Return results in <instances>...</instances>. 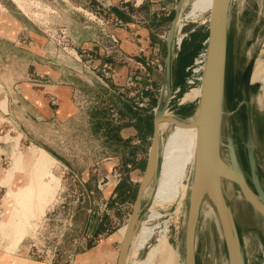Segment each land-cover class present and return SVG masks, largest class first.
Here are the masks:
<instances>
[{"label": "rangeland", "instance_id": "1", "mask_svg": "<svg viewBox=\"0 0 264 264\" xmlns=\"http://www.w3.org/2000/svg\"><path fill=\"white\" fill-rule=\"evenodd\" d=\"M191 1L185 0L179 18L182 26L180 30L175 31L174 42L179 37L182 38L178 49L176 45L174 48L172 73V81L175 83L173 91H178L173 93L168 104V113L170 115H175L176 112L182 114L181 118L186 120L184 123L191 122L190 119H193L194 114L192 116L184 115L193 112L198 104V98L187 99L185 97L189 92L186 84L188 75L186 67L192 63L196 54L203 47L206 40L204 36L207 35L209 15L208 12H205L193 20L182 19L183 15L189 10ZM101 2L97 0H69L70 4H67L63 0H0V12L18 19L27 30L28 27H32L39 39L44 38L51 42L55 49L67 48L70 52L68 56L73 59L74 51L80 54L78 52L80 43L93 42L95 35L99 36L97 41L101 45L109 46L106 45V39L101 37L100 27L106 25L112 17L108 15V12H104L106 7H103L100 4ZM263 8L264 0H230L229 3L224 71L225 102L222 104L229 115L226 116L221 110L222 115H220L221 118L218 123L221 144L217 150L221 161L225 160L223 165L229 166L231 169L227 138L228 123L234 143V151L244 174L248 177L243 148L245 106L242 102L244 98H241L239 106L233 101L237 94L240 76L246 70L247 80L254 84V88L251 89L249 95L250 108L248 110L252 114L255 156L258 174H260L264 190V88L256 78L253 80L257 69L260 74L264 73ZM168 18L166 22L155 25L154 36L156 39L159 32L169 30L173 14ZM77 21L83 24V26L81 25L82 28L80 27L81 29L77 28ZM24 35L27 36V31H24ZM61 53L64 52L61 51ZM56 54L60 53L57 52ZM63 55L66 56L67 54L64 53ZM104 56L107 60L113 58L114 61V57L106 54ZM161 57L163 60L164 47H162ZM70 61L72 62V60ZM86 61L85 65L81 64V66H84L81 68L85 70L83 71L85 74H89L90 70L97 75H99L98 73L103 75L99 71V66H95L93 62L88 64L89 57ZM109 64L107 61L106 65ZM14 70L16 69H9L7 71L8 75ZM104 72L106 78L104 80L109 81L111 70L105 69ZM154 72L155 75L150 73V76L160 91L162 80L159 75L161 73ZM71 73L77 74L73 69H71ZM114 92L130 104L121 93H118L117 90H114ZM159 94L160 92L157 93V98L153 102L154 106L157 104ZM90 105L95 108L92 115L93 122H90L88 127L84 126L81 129L77 138L74 139L76 144L72 142L68 148L65 147L72 152L69 153V156H74H72L73 158L70 157L68 161L62 162L65 167L61 162L54 163L52 171L59 178V182L55 176L52 178L51 173L45 177L44 180L49 182V186L53 185V180H56L57 189L55 191L49 189L44 195L45 200L38 207L29 209V216L26 215L24 218L26 225L19 226L22 234L19 241L13 240L15 233L11 229L17 228L16 220L13 219L14 217L5 215V212L7 214L8 210H14V207H17L18 202H16L11 191L20 187L23 179L18 176H21L22 173L16 171V161L13 158H17V155L25 157L27 153L35 150L38 152L37 155L41 157V153L44 152L41 148L45 147L46 130L43 124L37 123L34 125L29 122L28 113L19 114L18 112L12 113L9 111L6 114L0 113V226L3 217L8 222L5 230L0 227V260L7 257H17L14 259L15 264H26L27 262L30 264H76L78 258L82 259L87 255L94 254V250L107 241L111 242L112 253L109 255L110 260L108 263L102 261L101 263L111 264L112 257L117 259L116 255L120 243L117 240L114 241L113 236L128 222V215L131 214L138 189L137 181H135V186L130 191L128 175L121 176L118 192H116V196L110 198V195L106 193V189L113 184L111 176L102 181L101 186L103 187L100 193L93 191L90 193L82 182L85 177L79 176L78 178L75 175L87 169H95L96 164L107 154L129 153L133 148L129 147L128 144L116 143L120 124L117 112L113 109L106 112L99 102L97 104L91 102ZM132 110L134 114L136 113L143 118V120L135 119L134 124L137 125L138 133L148 138L146 145L149 148L152 138V125L148 127L145 124V118L151 116L152 123L154 112L148 113L144 110L141 112L133 108ZM166 118H169L170 122L174 121L169 115ZM176 123L181 122H175L174 124ZM173 125L168 122L167 127L159 133V162L161 147ZM105 132L108 135L104 136L103 133ZM12 143H16V146H12ZM41 162L44 163L45 161ZM145 162L146 155L143 166H145ZM193 173L194 168L191 167L186 180L188 188L179 205L176 201L164 206L153 205L151 202L150 207H154L159 212V218L152 224L157 223L160 227L164 223L167 224L166 245L161 256L156 259L154 264H159L162 261L167 262L166 259L171 256H174L173 264H184V230ZM142 174L143 172L141 178ZM157 175L158 170L143 194L141 206L150 202L157 182ZM132 177H134V173H132ZM36 187H38L37 183ZM206 197L207 195L204 193L203 198ZM225 197L229 203L230 215L237 233L238 247L243 264H259L264 258V222L261 219L262 217L250 207L235 185L231 184L230 190H227V192L225 190ZM147 212L141 215L137 230L146 219ZM93 223H96V228L92 227L94 226ZM158 236L157 232L154 233L141 250L133 252L132 246L136 241L135 234L125 264L143 259L147 249L156 243ZM195 261L196 264H227L225 246L221 240L214 213L208 218L203 217L202 210L198 213L195 232ZM99 263L100 261L96 259L88 262L85 260L78 262V264Z\"/></svg>", "mask_w": 264, "mask_h": 264}, {"label": "crops", "instance_id": "2", "mask_svg": "<svg viewBox=\"0 0 264 264\" xmlns=\"http://www.w3.org/2000/svg\"><path fill=\"white\" fill-rule=\"evenodd\" d=\"M63 1L70 4L69 0ZM97 1H102L100 4L106 7L104 12H108V15L112 17L106 25L100 27L101 37L106 39V45H109L112 51L120 52L123 56L145 59L155 52L151 47V44L158 41L154 36L155 25L166 22L171 14L174 15V7L178 0H142L139 6L134 4L135 1L139 0H129L126 4L122 3L123 0ZM163 4L168 6V16H163L160 23L155 22V16L158 15ZM0 21V113L6 114L8 111L19 114L28 113L29 122L34 125L43 124L46 130L45 147L41 148L44 150L41 157L37 155L38 152L35 150L27 153L25 157L17 155V158H13L16 161V171L22 173L21 176L18 175L19 178H23L20 187L16 190L11 189L13 196L12 192L15 191V200L17 201L18 198L16 192L31 191V188L35 190V182L39 187L34 168L37 162L42 161L39 159L45 161L44 165L47 172L51 173L52 178H54V176L56 177L52 171L54 163L61 162L63 165L62 162L74 157L73 155V157L69 156V153L72 152L66 148L72 142L75 143L74 139L77 138L84 126L88 127L89 123L93 122L92 115L95 108L90 105L91 102L96 104L99 102L106 112L111 109L117 112L120 124L116 143L128 144L133 150L129 153L107 154L96 164L95 169H87L80 174L77 173L75 177H85L82 182L88 191L100 193L103 187L101 186L102 181L111 176L113 171L118 170L120 179L121 176L128 175L130 191L135 186V181H137L138 188L142 179L141 173H144L145 169L143 166L145 155L147 161L149 148L146 144L148 138L138 133L134 126L136 123L134 124L132 106L114 92L116 87L121 86L124 80L135 72L134 66L128 62L119 61L117 53L114 51L111 57H115V60L113 61V58L107 60L104 56L105 45H101L97 41L99 39L97 35H95L93 42L80 43L78 48L80 54L74 51L73 59H70L68 56L70 52L67 48L55 49L51 42L44 38L39 39L32 27H28L27 30L18 19L0 12ZM81 25L83 26L77 21L78 29L82 28ZM24 31H27V36L24 35ZM140 47L144 48V53L138 52ZM162 47H164V63L165 41L160 43L159 55H162ZM61 51L67 55H63L64 53ZM57 52L60 54H56ZM88 57V64L93 62L95 66H99V71L103 75L101 73L97 75L90 70L89 74L83 72L85 70L81 67L87 63ZM107 61L115 73V76L111 77L109 81L104 80L105 69L103 65ZM81 64L83 65L81 66ZM14 68L16 70L8 75L7 71ZM71 69L75 70L77 74L71 73ZM150 73L155 75L153 70H150ZM162 75L163 73L159 75L161 80ZM172 88H175L173 81ZM96 106L98 107V105ZM105 121L107 120L105 119ZM103 134L104 136L108 135L107 132ZM12 146H16V143H12ZM34 159L36 163L33 161ZM25 164L27 165L25 166ZM132 173H134L135 178L132 177ZM56 179L59 182V178L56 177ZM120 179L106 189L110 198L116 196ZM56 183V180H53V185L49 186L48 183L47 191L49 189L55 191L57 189ZM8 193L10 192L8 191ZM31 203H28L29 209L35 207V203ZM16 208L18 205L14 207V209ZM5 215L14 217L13 219L16 220L17 228L11 229L15 233L13 240L19 241L22 236L21 221L17 217L16 211L10 209L7 214L5 212ZM7 225L8 222L3 217L0 227L5 230ZM93 225L91 226L96 228V223ZM15 258L17 257L4 258L0 260V264H15Z\"/></svg>", "mask_w": 264, "mask_h": 264}, {"label": "water", "instance_id": "3", "mask_svg": "<svg viewBox=\"0 0 264 264\" xmlns=\"http://www.w3.org/2000/svg\"><path fill=\"white\" fill-rule=\"evenodd\" d=\"M184 3L185 0H178L175 4L174 15L167 32L165 40V59L162 85L153 114L151 143L148 150L144 173L139 182L134 205L126 224L127 231H129V238L125 241L124 239L120 241L116 264H125L141 215L148 211L152 202L151 195L150 202L141 206L143 194L147 190L153 178L156 176V172L159 168V125L160 123L166 121L165 116L167 115L174 119L173 122H170L169 120L170 125H173L175 122H186V120L180 119L179 117L168 113V104L173 95L172 73L175 55L174 36L175 31L179 30L178 23ZM229 3L230 0H212V5L208 15L206 59L202 72V81L200 84L201 93L198 99L197 108L194 112V117L193 119H190L192 121L191 124H189V126H197L198 132L196 164L193 177L194 175L198 176V174H201L203 185L197 180L196 182L194 181L195 183L192 182L190 189L184 230V264H196L195 232L198 206L202 200L203 194L207 192L206 190H208L207 188L209 187L210 191H208L210 193H207L209 195L211 194L215 211L222 225L229 264H243L238 247L237 233L231 219L229 206H226L223 199L219 182L220 180L226 179L235 184L250 207L264 219V190L259 180L252 124L248 110V103L245 99L242 102L245 106L243 120V148L245 152L249 182L239 164L236 152L234 151V143L230 135L228 123L227 138L231 157V173L226 174L215 169L214 171L211 168L210 159L212 151L214 153L215 137L218 133V123L220 119L219 113L222 110L226 116L229 115V112L222 107V104L225 102L224 71L226 57V22ZM241 95L244 98V87L241 89ZM205 182L208 184H204ZM211 191L213 192L211 193ZM194 192L196 193L195 196L198 195L197 198L193 197ZM259 264H264V258Z\"/></svg>", "mask_w": 264, "mask_h": 264}, {"label": "bare ground", "instance_id": "4", "mask_svg": "<svg viewBox=\"0 0 264 264\" xmlns=\"http://www.w3.org/2000/svg\"><path fill=\"white\" fill-rule=\"evenodd\" d=\"M211 5H212V0H192L190 3V6H189V10L184 15L182 14L183 15L182 19L193 20L205 12L209 13ZM178 24H179L178 27H180L181 26L180 21ZM177 40L179 41L180 37ZM259 69H261V68H259ZM262 69H263V67H262ZM255 78L257 79V81L259 83H262V86L264 88V73L260 74L259 70L257 69V73L255 74V77L253 78V80ZM200 93H201V90H200V86H199L193 90H190L185 95V97L187 99H195V98L199 99ZM220 115H222L221 112L219 113V116ZM219 118H221V116ZM165 119H166V121L160 123V125H159L160 131L165 129L168 125L169 118H166V116H165ZM190 121H192V120H190ZM189 124H191V122L174 124L172 130L168 133L165 141L163 142V145L161 147V157H160L159 168H158L157 182H156L153 194H152L153 205L164 206V205L171 204L175 201L179 205L181 203V200L185 196L186 190L188 188V184H187L186 180L188 178L189 169H191V167L195 168L196 154H197V135H198L197 126H193V125L189 126ZM220 144H221V141L219 139V131H218L217 136L215 137L214 153L212 151V155H211V159H210L211 160V168H212V170L215 169V170H218L219 172L230 174L231 173L230 167L223 165V163H224L223 161H225V160L221 161V159L219 157L217 149L220 146ZM33 161L35 162V159ZM36 161H38V159ZM36 164L37 165L34 168L36 170L37 177H39L37 179L39 187L38 188L36 187L35 190L33 188H31V191L28 190L26 192H24V191L16 192V195L18 197L17 198L18 208L14 209V210L16 211L17 217L21 221V225L26 224L24 218L26 217V215L29 216L28 215L29 214V207H27L28 203L29 202L30 203L36 202L35 208L38 207V205L45 200L44 195L46 194V192L48 190V183L49 182H46L44 179L46 176H49L50 173L47 172V168L44 165L45 163L37 162ZM197 180L200 181V184H202L203 179L201 177V174H198V176L194 175V177L192 178V182H194V181L196 182ZM219 182H220V187L222 190L224 202H225L226 206H228L229 203L227 202L226 197H225V190H226V192H227V190H230L231 184H233V183L226 180V179H222ZM35 184H36V182H35ZM204 184H208V183L205 182ZM233 185H235V184H233ZM209 188H207V189L210 191ZM236 188H237V186H236ZM208 190H206V191L208 193H210ZM14 192H13V194L15 196ZM207 192H206V195H207L206 198H203V196H202V200L200 201L199 206H198V213L202 210L204 218L211 217V215H213V213L215 214L216 221H217V224H218L219 230H220L221 240L223 241L224 246H225V250H226L227 248H226V244H225V235H224V232L222 229V225H221L220 220L218 218V215L215 211L214 204L212 202L211 194L209 195ZM212 192L213 191H211V193ZM195 194L196 193L194 192L193 197L197 198L198 195L195 196ZM31 206H33L32 203H31ZM158 218H159V212L157 210H155L154 207H149L146 219L140 225L139 229L136 231V241L134 243V246H132L133 252H137V251L141 250L146 245V243L149 241V239L152 237V235L154 233L157 232L159 234V236L156 239V243L147 249V252H146L144 258L141 260H138V261L134 260V261H132L131 264H154L156 259L161 256L162 251L164 250V247L166 245L167 224L164 223L163 226H161V227L157 223L152 224V222H154ZM127 238H129V231H127L126 225L121 227L118 230V232L116 233V235L113 236V240L114 241L117 240L118 243H120V241L122 239H124V241L127 240ZM94 251H95V253L93 252L94 254H92L90 256L86 254L87 255V256L85 255L86 257H84L82 259L78 258L76 264H78V262L80 260H85L88 262V261H91L94 259L99 260L100 261L99 264H102L101 261L108 263L110 260L109 255H111V253H112L111 242L110 241L105 242L102 246L96 248ZM117 255H116V257H117ZM173 259H174V256H171L170 258L166 259L167 262L162 261L159 264H173V262H174ZM111 261H110L111 264H116V258L115 257H112ZM27 263H29V262H27ZM227 264H229L228 258H227Z\"/></svg>", "mask_w": 264, "mask_h": 264}, {"label": "built area", "instance_id": "5", "mask_svg": "<svg viewBox=\"0 0 264 264\" xmlns=\"http://www.w3.org/2000/svg\"><path fill=\"white\" fill-rule=\"evenodd\" d=\"M162 1V0H160ZM129 2V0H123V4H126ZM142 0L135 1L134 4L136 6H139L141 4ZM169 10L167 4H163L162 7L158 11V15H156L154 20L155 22H161V18L163 16H168ZM182 26V25H181ZM179 27V30L181 28ZM168 31H162L159 32L157 36V42L151 44V47L155 52L153 54H150L149 57L145 59H139L135 58L133 56H123L120 54V52L117 53V58L119 61H125L134 66L135 72L132 73L131 76H128L123 84L119 86L116 90L118 93H121L125 99H127L132 108L138 111H146L148 113H153L155 111V107L153 102L157 98V93L160 92L159 89H157V85L154 83V80L150 76V70L156 71L158 73H162L164 69V63L162 60L161 55H159V49H160V43L164 42L166 40ZM181 37L180 40L175 42V45L178 49L180 43H181ZM105 54L108 56H111L114 52L110 48V46H106L105 48ZM140 53H144V48L140 47L139 51ZM206 59V40L203 43L202 49L196 54L194 57L192 63L186 67V71L188 73L186 77V84L189 88L188 90H192L193 88H197L200 86L202 81V72L204 69ZM115 60V57H114ZM96 68V67H93ZM104 69L111 70L110 77H114L115 73L111 69V65H103ZM178 90H174L173 93H176ZM112 181L117 182L120 178V172L118 170L112 172ZM130 217V214L128 215V219ZM127 219V221H128Z\"/></svg>", "mask_w": 264, "mask_h": 264}, {"label": "flooded vegetation", "instance_id": "6", "mask_svg": "<svg viewBox=\"0 0 264 264\" xmlns=\"http://www.w3.org/2000/svg\"><path fill=\"white\" fill-rule=\"evenodd\" d=\"M244 71H243V73L240 76L239 83H238L237 94H236V97H234L233 101L237 104V106L240 105V103H241L240 100L242 98L241 89L244 87V92H245L244 99L248 103V109H249L250 108L249 102H248L249 101V95H250L251 89L254 88V84H252L249 80H247L246 70H244ZM249 114H250V119H251V116H252L251 111H249ZM251 124H252V121H251ZM252 133H253V128H252ZM247 179H248V182H249V177H247ZM259 180H260V184H261L260 174H259ZM261 186H262V184H261ZM261 219L264 222V219L263 218H261Z\"/></svg>", "mask_w": 264, "mask_h": 264}, {"label": "trees", "instance_id": "7", "mask_svg": "<svg viewBox=\"0 0 264 264\" xmlns=\"http://www.w3.org/2000/svg\"><path fill=\"white\" fill-rule=\"evenodd\" d=\"M206 34H205V38H206ZM196 110V109H195ZM195 110L193 111V112H191V113H189L188 115H184V116H192L193 114H194V112H195ZM175 115L177 116V117H179V118H181V116H183L182 114H179L178 112H176L175 113ZM151 116H147L146 118H145V124L148 126V127H150L151 125H152V123H151V118H150ZM134 118L135 119H137V120H143V118H141L140 117V115H138V114H134ZM182 119V118H181ZM136 128H137V125L135 124L134 125Z\"/></svg>", "mask_w": 264, "mask_h": 264}]
</instances>
